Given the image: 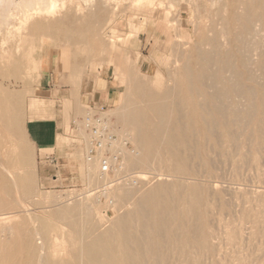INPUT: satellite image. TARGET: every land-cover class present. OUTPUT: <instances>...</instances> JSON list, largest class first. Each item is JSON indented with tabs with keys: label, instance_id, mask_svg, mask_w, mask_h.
I'll return each instance as SVG.
<instances>
[{
	"label": "bare ground",
	"instance_id": "obj_1",
	"mask_svg": "<svg viewBox=\"0 0 264 264\" xmlns=\"http://www.w3.org/2000/svg\"><path fill=\"white\" fill-rule=\"evenodd\" d=\"M246 7L242 13L234 7L227 22L234 31L222 44L214 36L196 44L186 56L171 41L174 69L167 68V78L159 61L144 77L140 75L144 64L139 73L125 62V93L117 104L124 105L138 94L146 109L135 115L136 138L128 136L135 149L127 150L128 141L113 131L114 151L125 156L124 166L162 172L164 178L145 187L139 185V178L122 180L99 169L104 184L98 187L97 200L66 206L58 200L52 215L66 222L65 239L71 243L63 256H51L56 241L50 240L44 227L27 230L19 239L1 219L15 209L14 203L30 213L31 205L24 198L35 197L28 176L19 185L10 149L9 169L0 172V264H255L263 259L264 1L248 0ZM60 27L61 22H55L47 27L37 24L32 30L42 34ZM1 93L0 146L3 130L10 139L18 138L25 114L20 113L24 103L20 105L19 95ZM65 113L69 117L78 113L74 94L65 100ZM86 142L89 147L91 140ZM19 158L18 154V165ZM88 160L92 182L94 166L97 162L100 168L101 162ZM3 161L0 169L6 165ZM110 179L111 184L120 180L115 193L109 188ZM257 186L258 190H251ZM105 199L108 207L103 209ZM98 213L102 219H92ZM35 218L30 216V225Z\"/></svg>",
	"mask_w": 264,
	"mask_h": 264
},
{
	"label": "rangeland",
	"instance_id": "obj_2",
	"mask_svg": "<svg viewBox=\"0 0 264 264\" xmlns=\"http://www.w3.org/2000/svg\"><path fill=\"white\" fill-rule=\"evenodd\" d=\"M30 1L0 0V92L2 91L4 95H19L20 105L21 102L24 103L21 109H25L20 112L25 114L23 116L21 114L24 125L21 126L22 131L18 129L19 136L16 135L18 138L10 139L5 130L2 132L0 160H4L6 165L2 166L0 172L5 174L4 168L9 169L8 153L13 149L15 177L22 186L24 178L28 176L35 197H29L30 200L24 198L25 202L31 205L30 213L23 212L14 203L15 209L5 212L3 215L6 217L2 216L1 219L7 221L6 226L12 228L14 236L19 239L25 238L27 230L36 226L44 227L50 240L56 241L57 247L50 249L51 256L60 257L71 243L65 239L68 231L66 222L52 215L58 208L56 206L58 200H62L65 206L83 201L93 203L101 190L98 187L104 184L98 175L101 167L97 166V162L94 166L96 167L94 180L89 181L86 141L89 142L91 139L82 127H75V122L83 119L89 112L95 111L108 118L107 122L110 123L112 130L117 132L119 138L124 137L123 139L128 141L130 136L134 140L135 115L144 112L146 104L138 94L127 100L124 105L117 104V95L119 94L120 99L125 93L123 83L126 74H123L122 68L125 62H130L132 70L139 73V66L144 64L143 74L140 73L144 77L151 65L159 61L161 70L167 78V68L174 69L172 61L175 57L171 53L172 46H179L188 56L195 51L196 44L204 43L208 38L215 36L214 38L218 40L221 38L219 40L221 44L224 43L225 39H230L234 31L233 26L227 24L234 14V7H237V13H242V10L247 8L248 0H47V2L42 0L40 3L39 0ZM48 4L52 7H48ZM31 5L37 7L36 10ZM27 15L32 19L36 18L33 21L29 18L27 21ZM55 22H61L62 27L52 31L46 30L42 34L32 30L37 24L47 27ZM165 23H170L168 26L171 31ZM160 29H165L168 36L162 33L163 37ZM224 32L227 35L223 34ZM108 83L113 89L108 88ZM106 92H112L111 97L106 102H99L98 96ZM72 94L77 101L78 113L69 117L65 113V100ZM93 104L97 105L95 109L92 108ZM101 106L106 109L102 110ZM56 117L62 120L61 145L42 155L41 150H37L30 141L28 124L33 120ZM83 132L86 133L84 137ZM127 147V150L135 149L132 140L128 141ZM25 150H28L27 153ZM17 151L23 160L19 158L18 170ZM52 155H55L57 160L54 163L50 162V165L48 158ZM123 159L125 162L124 155ZM129 168L125 166L127 172L138 175L140 186H153L159 179L164 178L160 176L162 172ZM2 177L5 182L6 176ZM111 180H108L110 184ZM119 183L120 180L109 186L113 193L116 192ZM258 189L257 186L251 190ZM107 201L105 199L102 203L103 209L108 207ZM28 214L33 218L37 217L33 222L34 226L28 222L30 218ZM92 219L101 220V214L94 215ZM105 224L104 226L109 225ZM60 236H64V239H59ZM262 258L255 264H264V255Z\"/></svg>",
	"mask_w": 264,
	"mask_h": 264
},
{
	"label": "built area",
	"instance_id": "obj_3",
	"mask_svg": "<svg viewBox=\"0 0 264 264\" xmlns=\"http://www.w3.org/2000/svg\"><path fill=\"white\" fill-rule=\"evenodd\" d=\"M97 105L93 104L92 108L95 109ZM102 110L106 108L101 106ZM105 120L102 114L98 112H89L87 116L79 121L75 122L76 128L83 127L86 129L91 137V144L88 147L87 155L90 160L98 158L101 162V171L105 175L114 174L122 180H133L138 182L136 179L138 175L131 174L125 170V162L120 151H114L117 137L113 133L110 126H106ZM127 146V145H126ZM48 160L54 163L52 158Z\"/></svg>",
	"mask_w": 264,
	"mask_h": 264
},
{
	"label": "crops",
	"instance_id": "obj_4",
	"mask_svg": "<svg viewBox=\"0 0 264 264\" xmlns=\"http://www.w3.org/2000/svg\"><path fill=\"white\" fill-rule=\"evenodd\" d=\"M108 88H112L109 86ZM113 89V88H112ZM112 92L110 93H101L98 96L99 102H106L111 97ZM119 100V94L117 99ZM93 103V102H92ZM64 127L66 128L65 124ZM62 120L59 117L49 118V119H39L30 121L28 124V135L32 145L37 149L41 150L42 155L50 152L53 148H56L60 144L61 137L63 138L62 133ZM18 150V149H17ZM16 167L18 170V151H17ZM51 158L56 161L57 158L55 155H52ZM49 159V158H48ZM12 160H13V149H12ZM51 161L49 160V163ZM51 165V163H50ZM14 166L12 162V167ZM15 169V166H14Z\"/></svg>",
	"mask_w": 264,
	"mask_h": 264
}]
</instances>
